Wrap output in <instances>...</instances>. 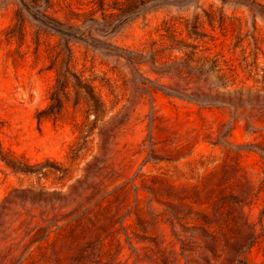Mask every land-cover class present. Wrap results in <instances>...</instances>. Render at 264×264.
I'll list each match as a JSON object with an SVG mask.
<instances>
[{"label": "rangeland", "instance_id": "obj_1", "mask_svg": "<svg viewBox=\"0 0 264 264\" xmlns=\"http://www.w3.org/2000/svg\"><path fill=\"white\" fill-rule=\"evenodd\" d=\"M0 264H264V0H0Z\"/></svg>", "mask_w": 264, "mask_h": 264}]
</instances>
